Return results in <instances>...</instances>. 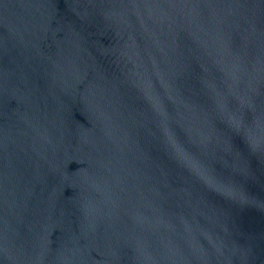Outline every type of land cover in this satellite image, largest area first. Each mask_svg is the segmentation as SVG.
I'll list each match as a JSON object with an SVG mask.
<instances>
[{
    "label": "water",
    "instance_id": "1",
    "mask_svg": "<svg viewBox=\"0 0 264 264\" xmlns=\"http://www.w3.org/2000/svg\"><path fill=\"white\" fill-rule=\"evenodd\" d=\"M0 264H264V0H0Z\"/></svg>",
    "mask_w": 264,
    "mask_h": 264
}]
</instances>
